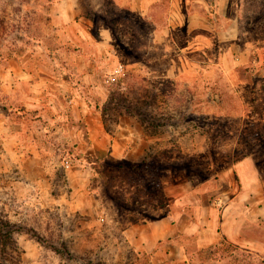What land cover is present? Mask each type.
Instances as JSON below:
<instances>
[{
    "label": "rangeland",
    "instance_id": "rangeland-1",
    "mask_svg": "<svg viewBox=\"0 0 264 264\" xmlns=\"http://www.w3.org/2000/svg\"><path fill=\"white\" fill-rule=\"evenodd\" d=\"M55 1L0 0V69L26 54L33 71H75L78 82L93 71V84L80 91L90 109L106 113L108 136L144 138L157 153L146 170L141 161L113 157L107 141L93 146L84 120L70 117L60 121L72 122L78 146L49 147L71 133L47 131L40 117L27 120L36 148L9 152L0 144V216L13 223L15 241L0 264H120L130 253L120 232L131 218L226 202L241 204L231 207L239 243L192 247L190 263L264 264V0H186L190 22L174 27L165 19L168 0L153 6L155 22L131 4L104 0H81L80 21L65 22ZM104 25L112 28L106 45ZM79 51L96 67L87 58L77 70ZM111 94L125 100L116 105ZM11 105L0 95V112ZM103 157L114 164L97 165ZM132 164L144 179L157 178L153 188L140 187Z\"/></svg>",
    "mask_w": 264,
    "mask_h": 264
},
{
    "label": "crops",
    "instance_id": "crops-1",
    "mask_svg": "<svg viewBox=\"0 0 264 264\" xmlns=\"http://www.w3.org/2000/svg\"><path fill=\"white\" fill-rule=\"evenodd\" d=\"M160 0H104L105 6L113 4L114 8L131 4L130 9L140 14L143 19L147 18L151 22L159 19L153 6L158 5ZM186 0H168V7L165 15L168 23L174 27L179 22L183 25L189 23L191 13L185 10ZM81 0H57L53 6L57 12V18L65 22H79L82 18L78 8ZM116 10V9H115ZM111 11V7L105 12ZM56 15V14H55ZM111 19V18H110ZM187 23V25H189ZM105 42L112 39V28L104 25L101 29ZM200 36V35H197ZM155 37L157 35L155 34ZM112 44V43H109ZM169 47L174 48V44L169 43ZM113 51L107 48L106 51ZM182 51L190 50L191 45L179 47ZM49 57L48 51L43 48ZM81 59L75 68L79 71L87 65L85 60H90V65L96 67V60L89 55H83L79 51ZM52 57H49V59ZM53 65H57L54 60ZM137 63H140L137 62ZM58 66V65H57ZM175 62L168 63L167 68H173ZM71 69V68H70ZM81 82L73 77L75 71L64 72L63 75L55 68H39L33 71L27 64V56L15 58V61L6 68L0 69V95L4 101L11 103L7 111L0 112V144L6 151L18 149L36 148L30 136L31 129L27 125V120L31 118H41L46 120L47 131H69L71 136L60 144H51L53 148H76L78 140L73 138L74 128L71 123L63 122L60 119L69 120L83 119L87 129V137L93 146L99 139L107 141L106 151L113 157L125 158L130 161H141L147 150V140L139 138L134 141L130 139L118 140L115 136H108L102 126V115L97 110L89 107L88 101L81 94L80 84L92 83L94 80L93 71H85ZM91 84V85H92ZM21 105L23 111L15 108ZM34 114V117L32 116ZM70 121V120H69ZM78 131V130H77ZM122 143L120 149L117 143ZM51 141H49V144ZM119 149V150H118ZM136 150L135 153H133ZM107 153V154H108ZM108 154V155H109ZM240 203L226 202L219 208L213 204H192L191 209L185 207L175 209L168 213H163L155 217H144L143 219L131 222L121 229L123 241L134 252L149 254L151 264H191L189 261L192 247L201 249L219 244L222 240L239 243L240 241V220L239 214H233L232 206ZM242 208V207H241ZM243 209V208H242ZM241 209V210H242ZM234 217V218H233ZM235 219V220H234ZM235 222V224H231Z\"/></svg>",
    "mask_w": 264,
    "mask_h": 264
},
{
    "label": "trees",
    "instance_id": "trees-1",
    "mask_svg": "<svg viewBox=\"0 0 264 264\" xmlns=\"http://www.w3.org/2000/svg\"><path fill=\"white\" fill-rule=\"evenodd\" d=\"M87 99V101H90L88 96L85 97ZM125 100L124 97H122L121 95H116V94H111L109 101H114V103L116 105H120L123 101ZM94 106L96 108H99V105L97 102L94 103ZM102 116H103V122L105 120L106 117V113L102 110L101 111ZM138 115H140L141 113L138 111L137 112ZM154 118L153 116H150V119ZM153 126V124H150ZM157 152H152L149 150H147L144 158L141 160L140 164L141 167H144L143 169H147L148 168V164L150 162H152V160L155 158ZM95 163L98 164H114V161L112 159H106V158H99V159H95L94 160ZM122 161H120L118 163V166L122 165ZM153 168V167H152ZM130 169L133 171H136V174L138 175V177H141L142 180L144 179V174H140L141 169L138 168V166L132 164L130 165ZM157 178H153L151 176H148L147 178L145 177V179L142 182V185L140 187H142L143 190H149L150 188H153L157 182ZM141 190V189H140ZM138 196V194H137ZM131 222H135L137 221L136 218H131L130 219ZM13 225L12 222H10L7 219H4L0 216V255L2 256V254L5 251V246L6 244L10 243V244H15V241L11 238V228L10 226ZM20 225H15L13 229H18ZM37 239H41V237H37ZM130 248V247H129ZM104 261V260H103ZM120 264H151L150 260H149V254L146 253H137L134 252L131 248H130V253L128 255H125L122 259H121ZM97 264H101V259L99 261L96 262ZM90 264V262H89Z\"/></svg>",
    "mask_w": 264,
    "mask_h": 264
},
{
    "label": "built area",
    "instance_id": "built-area-1",
    "mask_svg": "<svg viewBox=\"0 0 264 264\" xmlns=\"http://www.w3.org/2000/svg\"><path fill=\"white\" fill-rule=\"evenodd\" d=\"M110 77H112V76H110ZM220 201H221V199L218 200V202H220Z\"/></svg>",
    "mask_w": 264,
    "mask_h": 264
}]
</instances>
